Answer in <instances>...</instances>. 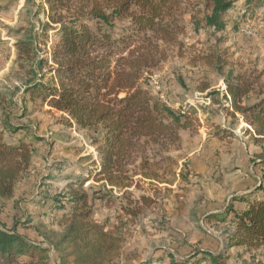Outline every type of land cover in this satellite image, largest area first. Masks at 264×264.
<instances>
[{
  "label": "trees",
  "instance_id": "trees-1",
  "mask_svg": "<svg viewBox=\"0 0 264 264\" xmlns=\"http://www.w3.org/2000/svg\"><path fill=\"white\" fill-rule=\"evenodd\" d=\"M202 1L203 10L192 15L196 30L202 27L217 32L225 30V17L235 0ZM44 3L49 7L44 13L48 20L40 23L38 29L35 26L25 29L24 36L15 44L17 63L26 78L22 89L24 105L19 107L11 100L19 109L16 112L0 105V200L14 197L17 183L30 175L38 156V140L29 141L28 125L17 121L27 116L28 103L55 108L69 116L66 120L69 124L97 134L92 138L97 158L93 154H79L82 170L68 176L67 191L56 195L44 183L56 178L64 165H53L56 175L46 172L43 186L37 192L40 199L34 202L63 212L59 224L66 227L65 233L50 247L20 234L17 226L8 228L2 224L0 264H50L52 248L58 264H115L122 255L125 237L94 218L95 198L85 184L91 181L99 184L94 195L102 191L131 195L130 190L142 189L144 181L172 183L169 177L183 178L184 174L177 172L178 161L169 153L181 146V130L202 124L194 114L176 112L151 92L147 82L152 69L168 57L166 45L179 42L184 31L179 18L183 5L189 2L44 0ZM118 22L128 26L118 28ZM214 54L203 55L201 59L221 72L229 61L221 53ZM224 77L227 89L223 95L230 103L227 109L235 117L241 113L253 128V132H247L260 142L264 139V89L252 104L245 105L242 101L250 99L252 82L231 70ZM3 102L0 100V104ZM217 134L216 137L221 132ZM258 158L255 162L264 169V157ZM257 183L248 188L251 189L248 194L234 197L224 212L206 217L234 226L229 248H241L245 253L264 247V171L260 184ZM141 199L145 204L151 202L144 195ZM164 253L161 260L167 256L172 264L192 261L239 264L230 262L234 256L228 250L216 253L200 248L184 262L171 252ZM149 263L151 260L145 262Z\"/></svg>",
  "mask_w": 264,
  "mask_h": 264
},
{
  "label": "rangeland",
  "instance_id": "rangeland-1",
  "mask_svg": "<svg viewBox=\"0 0 264 264\" xmlns=\"http://www.w3.org/2000/svg\"><path fill=\"white\" fill-rule=\"evenodd\" d=\"M188 2L179 18L184 27L179 42L166 45L168 57L152 69L147 82L151 92L176 112L194 114L202 124L181 130V146L169 153L178 161L177 172H182L183 178L169 177L172 183L144 181L142 189L130 190L131 195L107 191L94 195L99 188L95 181L87 182L85 188L95 198L94 218L125 237L122 255L115 264H145L147 260H151L149 264H172L166 255L161 260L165 251L184 262L200 248L216 253L228 250L234 256L232 263L264 264V247L247 253L229 248L234 226L206 218L210 213L224 212L234 197L248 194L250 186L260 184L264 171L256 163L259 155L264 157V139L254 140L247 132L253 128L241 113L236 117L231 114L223 95L227 89L224 76L230 70L252 82L250 99L243 104H252L264 89V1L235 0L225 17L226 28L220 32L206 27L196 30L192 15L203 10V1ZM48 8L44 0H0V100L4 101L0 105L8 110H19L11 100L19 107L24 105L26 78L17 63L15 44L25 29H38L48 20L44 15ZM117 26L128 25L118 22ZM214 53L229 61L221 72L201 59ZM28 106L27 116L17 121L28 125L29 141L38 140V156L30 175L17 183L14 197L0 200V226H17L20 234L52 247L66 227L59 224L63 212L34 202L40 199L37 192L43 186V176L46 172L56 175L53 165L63 164L56 178L44 185L52 195L67 191L68 176L82 170L79 154L97 158L92 140L97 134L69 124L67 114L48 105ZM143 195L150 198V204L142 201ZM50 256V264H58L53 248Z\"/></svg>",
  "mask_w": 264,
  "mask_h": 264
}]
</instances>
